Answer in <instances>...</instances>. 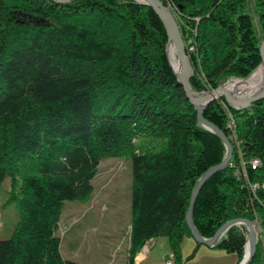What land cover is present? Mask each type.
Returning <instances> with one entry per match:
<instances>
[{
    "label": "trees",
    "instance_id": "16d2710c",
    "mask_svg": "<svg viewBox=\"0 0 264 264\" xmlns=\"http://www.w3.org/2000/svg\"><path fill=\"white\" fill-rule=\"evenodd\" d=\"M161 1L181 29L194 92L244 80L262 64L264 0ZM169 45L161 19L134 0H0V187L8 177L21 182L13 199L19 219L0 240V264H79L62 256L56 235L64 206L88 202L101 163L126 157L132 169L127 264L161 238L175 264L196 257L198 246L181 257L184 239L192 237L187 216L194 189L228 149L199 125L170 66ZM204 119L234 152L199 191L196 230L211 239L244 219L263 234L264 100L242 110L215 100ZM141 137L163 140L164 148L143 153ZM247 235L234 226L216 248L241 263ZM261 246L258 239L252 264L262 258Z\"/></svg>",
    "mask_w": 264,
    "mask_h": 264
},
{
    "label": "rangeland",
    "instance_id": "374dc122",
    "mask_svg": "<svg viewBox=\"0 0 264 264\" xmlns=\"http://www.w3.org/2000/svg\"><path fill=\"white\" fill-rule=\"evenodd\" d=\"M250 6V13L259 33L255 4L252 2ZM170 46L173 45L170 44L168 47L171 66L172 61L177 60L179 62V58L174 47L173 52H170ZM249 77L244 80L249 79ZM237 80L239 79H229L220 86L224 87ZM254 95L255 91L250 94L249 89L239 88L235 97L242 100ZM232 140L236 142L234 138ZM164 144L165 141L163 140L141 137L138 139L137 147L143 153L159 152L164 148ZM131 172V161L128 157L107 159L101 163L92 182L94 192L91 199L86 203H66L56 232V235L61 239V253L65 259L79 264H127L130 235ZM20 185L21 182L18 179L8 177L0 187V240L10 237L19 219V210L13 199L14 195L18 194ZM256 225L258 226L257 240L259 239L262 243L260 251L262 258L254 264H264V230L261 234L259 225ZM185 239H190L193 246L190 247L191 249L189 248V253L184 256L183 261L193 253L195 246L196 248L199 246L194 238ZM247 239L249 242V235H247ZM183 245L185 246V242L182 243L181 253ZM199 248L196 257L186 264H230V257L234 258H232L231 264H237V254H228L220 249L209 250L205 245H200ZM141 253H144L141 264H164L171 261L173 257L167 238L148 243Z\"/></svg>",
    "mask_w": 264,
    "mask_h": 264
},
{
    "label": "water",
    "instance_id": "95a60500",
    "mask_svg": "<svg viewBox=\"0 0 264 264\" xmlns=\"http://www.w3.org/2000/svg\"><path fill=\"white\" fill-rule=\"evenodd\" d=\"M50 1H52L53 3H56V4L63 5V4H69L75 0H50ZM134 1H136L139 4L149 6L150 8L153 9V11L156 13V15L161 19V21L164 24L165 29L168 33L170 44L173 45V47H174V49L178 55L179 61L182 64L181 77H179L176 74L173 66L172 65L171 66L174 70V73L178 77L180 84L182 85V87L184 89V92L186 94L187 99L194 106V108L196 109V111L198 113L199 125L207 128L209 131H211L212 133L219 136L222 139V141L224 142L226 148L228 149V155H227L226 159L222 162V164L210 169L205 175H203L199 179V181L196 184V187L194 189V193L192 196V200L190 203V209H189L188 216H187V224H188L189 229L192 232V237L198 242V244L206 245V246L212 248V247H216L218 245L221 238L226 234V232L230 228H232L234 226H245L248 230L249 241H250L252 239V235L254 233V226L258 223L250 222V221L244 220V219L232 220V221L228 222L227 224H225L217 232V234L213 238L205 239L202 236H200V234L198 233V231L196 230V228L194 226L193 211H194V207L196 204V198H197L199 191L202 188V186L214 174H216L218 171L227 167V165L230 163V161L232 159L233 152H234L233 146H232L230 140L226 137V135L222 131H220L216 126H214L213 124H211L210 122H208L204 119V111H205L206 107L210 103H212L213 101L224 98L227 101V103L230 105V107H232L233 109L242 110V109L248 108L252 104L264 100V85H263V88L259 94H255L254 96H250L249 98L242 99V100L231 97L223 89L222 86H219L215 90L205 92L202 95H199L198 93L194 92L192 89V86H191V79L194 75L193 64H192L190 56L187 53V48H186V44L184 42V38H183V35L181 32V29H180L174 15L172 14L171 10L168 7H166L162 3L161 0H146V2H140L138 0H134ZM263 51H264V40H263V42L261 44V48H260V54H261V58H262V64L261 65H264ZM218 93H220L219 97L216 96ZM196 96H197V98H196ZM248 243L249 242H247V244H246L245 255H244L243 260L240 264H252V262L256 256L258 240L257 239L253 240L252 250H251L249 255H247Z\"/></svg>",
    "mask_w": 264,
    "mask_h": 264
},
{
    "label": "bare ground",
    "instance_id": "6f19581e",
    "mask_svg": "<svg viewBox=\"0 0 264 264\" xmlns=\"http://www.w3.org/2000/svg\"><path fill=\"white\" fill-rule=\"evenodd\" d=\"M140 2H146V0H138ZM172 52H173V46H171ZM264 56V51H263ZM175 57V56H174ZM174 59V58H173ZM180 62V61H179ZM177 60L172 61L173 68L176 72V74L181 77L182 74V64L179 63ZM264 85V65H262L258 70H256L247 80H237L234 83H230L228 85H225L223 89L231 96L236 98V92L239 88L243 89H249L250 94L255 91V94H259L263 88ZM221 93V92H220ZM220 93H218L216 96L219 97ZM243 93V92H242ZM197 98V96H196ZM258 237V226H254V233L252 235V239L249 241L247 246V255L250 254L252 250V244L253 240L257 239Z\"/></svg>",
    "mask_w": 264,
    "mask_h": 264
},
{
    "label": "crops",
    "instance_id": "0c3cea01",
    "mask_svg": "<svg viewBox=\"0 0 264 264\" xmlns=\"http://www.w3.org/2000/svg\"><path fill=\"white\" fill-rule=\"evenodd\" d=\"M186 238H193V237H186ZM187 240V241H186ZM155 242V240H152L150 243H154ZM185 242V246L183 245V250H182V253H181V257H182V259L184 258V256L185 255H187V253H189V248L191 247V246H193V242L190 240V239H184V241H183V243ZM200 245H202V244H199V246ZM199 246H198V249L200 250V248H199ZM206 246V245H205ZM207 248H209V250H217L218 248H216V247H212V248H210V247H208V246H206ZM194 248H196V246L194 247ZM193 248V249H194ZM191 249V248H190ZM219 250V249H218ZM143 257H144V253H140L139 255H138V257L136 258V264H141V262H142V260H143ZM233 257H230V264H231V260H233L232 259ZM239 257H238V260H237V264H240L239 263ZM233 262V261H232ZM242 262V261H241ZM188 263V262H187Z\"/></svg>",
    "mask_w": 264,
    "mask_h": 264
},
{
    "label": "built area",
    "instance_id": "2783aa9c",
    "mask_svg": "<svg viewBox=\"0 0 264 264\" xmlns=\"http://www.w3.org/2000/svg\"><path fill=\"white\" fill-rule=\"evenodd\" d=\"M257 165H258V162L255 161V162L253 163V168L255 169V168L257 167ZM164 264H175L174 256L172 257V260H171V261L165 262Z\"/></svg>",
    "mask_w": 264,
    "mask_h": 264
}]
</instances>
